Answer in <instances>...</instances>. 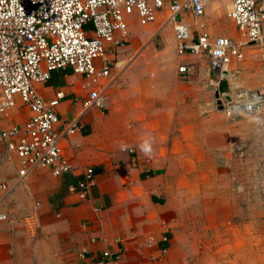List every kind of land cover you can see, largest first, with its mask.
I'll return each instance as SVG.
<instances>
[{
  "label": "crops",
  "instance_id": "1",
  "mask_svg": "<svg viewBox=\"0 0 264 264\" xmlns=\"http://www.w3.org/2000/svg\"><path fill=\"white\" fill-rule=\"evenodd\" d=\"M204 2L201 17L181 14L190 35L245 43L220 24L231 0ZM167 16L163 9L148 26L126 17L125 45L107 47V59L124 70L118 76L113 70V80L105 81L107 110L85 112L80 131L62 142L73 173L56 178L38 169L14 187L18 160L0 139V184L14 187L0 191V215L7 218L0 220V264H96L105 249L120 253L118 264H264V213L255 217L243 204L248 194L239 191L232 172L224 189L218 170L242 149L248 122H225L206 86L218 73L205 56L177 53L174 33H165L172 29L163 28ZM257 48L241 47L243 60L222 71L221 93L240 89L248 54L264 73V52ZM61 73L50 78L61 85L35 88L44 99L64 94L57 111L70 120L81 112L73 99L83 100L89 89L82 77ZM27 118L18 102L3 125ZM85 168L93 169L94 185L81 199L69 187ZM92 237L100 241L91 243Z\"/></svg>",
  "mask_w": 264,
  "mask_h": 264
},
{
  "label": "built area",
  "instance_id": "2",
  "mask_svg": "<svg viewBox=\"0 0 264 264\" xmlns=\"http://www.w3.org/2000/svg\"><path fill=\"white\" fill-rule=\"evenodd\" d=\"M204 7V0H0V139L18 160L14 187L38 169H48L56 178L73 173L75 167L65 156L62 142L80 131L85 112L107 110L105 81L113 80V70L116 76L124 70L107 59V47L125 45L126 17L135 16L141 26H148L167 9L163 28L172 29L177 53L205 56L209 67L218 73V78L206 86L227 119L260 115L264 111V88L221 93L219 86L225 67L232 60H243L242 46L252 43L264 47V0H231L228 18L245 43L206 33L193 38L181 22V14L188 12L196 19L204 14ZM64 71L82 77L89 89L83 100L73 99L81 112L70 120H62L57 111L64 94L44 99L35 88L46 84L53 72ZM185 71L179 68V72ZM18 102L27 110L28 118L22 125L6 128L4 118ZM94 177L93 169L85 168L69 189L87 199ZM12 189L0 184V191ZM100 210L101 206L94 207L95 213ZM6 219L0 215V220ZM82 226L85 229L88 224ZM98 240L90 238L91 243ZM84 255L82 251L80 258ZM99 256L96 264H118L120 260V253L109 249Z\"/></svg>",
  "mask_w": 264,
  "mask_h": 264
},
{
  "label": "rangeland",
  "instance_id": "3",
  "mask_svg": "<svg viewBox=\"0 0 264 264\" xmlns=\"http://www.w3.org/2000/svg\"><path fill=\"white\" fill-rule=\"evenodd\" d=\"M220 24L231 29L233 32L238 33L233 21L227 17L220 21ZM165 33H173L171 30H166ZM157 40V39H156ZM264 52V47L257 48ZM246 70L244 74L237 79L240 89L254 90L264 86V73L260 67L258 60L251 57L249 54L246 56ZM252 62V63H251ZM235 77V76H234ZM233 80H235L233 78ZM203 84V83H201ZM263 89V88H261ZM221 111V110H220ZM222 112V111H221ZM225 122H238L244 120L248 122L249 131L244 134V142L242 149L232 158H228L227 165L220 166L218 170L223 173V181L225 183L224 189L230 187V172H232L238 181L239 191L248 194L247 203L251 205L254 210V216L257 217L258 212L264 213V111L258 116L241 117L235 120H229L222 113ZM248 201V202H247Z\"/></svg>",
  "mask_w": 264,
  "mask_h": 264
},
{
  "label": "trees",
  "instance_id": "4",
  "mask_svg": "<svg viewBox=\"0 0 264 264\" xmlns=\"http://www.w3.org/2000/svg\"><path fill=\"white\" fill-rule=\"evenodd\" d=\"M65 73H69V72L64 71V72L61 73V74L64 75ZM53 76H54V75H53ZM53 76H52V80L50 79V81H48V82H50V84L53 85V86L61 85L62 82L59 81V80H57V78H56L55 76H54V78H53ZM58 77H59V76H58ZM222 84H223V83H222ZM223 85H225V84H223Z\"/></svg>",
  "mask_w": 264,
  "mask_h": 264
},
{
  "label": "water",
  "instance_id": "5",
  "mask_svg": "<svg viewBox=\"0 0 264 264\" xmlns=\"http://www.w3.org/2000/svg\"><path fill=\"white\" fill-rule=\"evenodd\" d=\"M226 100H228V99H226ZM218 104H220V103H218ZM219 108V110H221V107H218Z\"/></svg>",
  "mask_w": 264,
  "mask_h": 264
}]
</instances>
